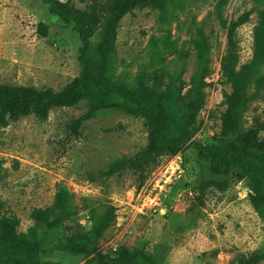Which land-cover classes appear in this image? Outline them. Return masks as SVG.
<instances>
[{
	"label": "rangeland",
	"instance_id": "obj_1",
	"mask_svg": "<svg viewBox=\"0 0 264 264\" xmlns=\"http://www.w3.org/2000/svg\"><path fill=\"white\" fill-rule=\"evenodd\" d=\"M221 1L222 18L218 15ZM73 2L84 8L89 1ZM263 9L264 0H171L167 20L160 10L148 7L121 21L118 55L111 72L120 83L134 84L138 74L153 72L162 63L171 71L185 63L182 79L187 87L196 66L193 40L199 32L210 39L207 100L198 116L199 130L181 151L185 171L165 199L167 214L154 210L139 213L137 207L145 201L144 195L154 191L155 182L151 181L162 177L173 156L161 157V164L145 182L132 170L109 177L101 174L114 160L135 155L146 146L148 132L141 117L105 110L85 121L80 133L72 134L67 124L86 107H59L47 119L32 114L1 128L0 198L6 213L19 218V236L51 250L48 255L55 263L83 264V257L60 261L65 252L57 245L77 230L90 229L92 212L113 206L115 221L99 242V252L110 261L124 247L133 249L142 243L149 251L161 253L163 264H232L239 255L264 248V220L251 203L249 178L224 192L209 189L201 200L196 184L210 177V172L207 163L198 159L195 147L196 142L214 143L221 131L225 94L232 91L220 69L229 26L235 25L241 66L253 56L254 28ZM247 12L248 20L238 23ZM40 21L49 25L46 37L39 34ZM99 42L98 32L90 41L94 58L99 56ZM80 47L74 24L50 12L42 0H0L2 82L61 90L81 71ZM184 50L189 51L185 60L179 52ZM255 115L264 117V90L248 105L246 123ZM59 192L70 199L76 219L51 231L35 220L32 212L51 207ZM145 203L153 202L147 199Z\"/></svg>",
	"mask_w": 264,
	"mask_h": 264
},
{
	"label": "trees",
	"instance_id": "obj_2",
	"mask_svg": "<svg viewBox=\"0 0 264 264\" xmlns=\"http://www.w3.org/2000/svg\"><path fill=\"white\" fill-rule=\"evenodd\" d=\"M49 11L67 23H73L79 34L81 47L78 59L81 71L61 90L24 84H9L0 78V129L11 122L35 114L47 119L59 107L85 106V112L67 124L70 133L78 134L85 121L105 110H120L141 117L147 128L146 146L132 156H123L101 171L102 176H113L126 170L139 174L145 182L147 175L161 164V157L174 156L190 143L199 130L198 116L207 100V78L211 73V44L209 36L199 32L193 40L196 66L189 83L182 79L185 63L171 71L164 63L149 73L138 74L134 84L116 82L112 78L118 55V35L122 19L138 9L161 11L167 20L171 0H88L79 8L73 0H42ZM223 1L218 4L222 18ZM249 12L239 17L242 24ZM226 24V21L223 20ZM227 51L221 62V73L231 85L225 94V110L221 114V131L215 142H196L197 157L207 163L210 177L199 179L196 191L201 200L209 189L228 190L233 183L249 178L251 203L264 220V117L255 115L250 124L245 114L248 105L264 90V9L254 28V51L251 60L239 66V51L234 38L235 25L229 26ZM39 34L46 37L49 25L38 24ZM100 33L99 56L91 55L90 41ZM182 59L189 51H179ZM142 182V183H143ZM0 198V264H62L54 262L36 241L19 236V218L8 215ZM32 217L53 231L66 220H75L70 199L63 192L55 196L48 208H35ZM116 218V209L109 206L101 213L92 212L90 229L77 230L57 245L65 252L60 261L70 256L83 257V264H163L161 253L148 250L146 243L124 247L110 259L99 252V242ZM264 248L241 254L232 264H260Z\"/></svg>",
	"mask_w": 264,
	"mask_h": 264
},
{
	"label": "built area",
	"instance_id": "obj_3",
	"mask_svg": "<svg viewBox=\"0 0 264 264\" xmlns=\"http://www.w3.org/2000/svg\"><path fill=\"white\" fill-rule=\"evenodd\" d=\"M162 169V168H161ZM184 159L182 153L174 155L166 166L165 172L162 177L155 178L152 183H154V191L147 195H144L145 201L143 203L139 202L137 210L139 213H146L145 210H154L162 215L167 214V205L165 204V199L168 196V192L171 190L172 185L184 175ZM151 183V184H152ZM149 199L153 202L151 205H147L145 202ZM140 201V200H139Z\"/></svg>",
	"mask_w": 264,
	"mask_h": 264
}]
</instances>
